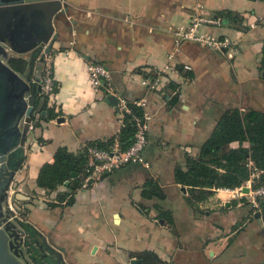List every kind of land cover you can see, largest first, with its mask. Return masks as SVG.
I'll list each match as a JSON object with an SVG mask.
<instances>
[{
  "label": "crops",
  "instance_id": "0c3cea01",
  "mask_svg": "<svg viewBox=\"0 0 264 264\" xmlns=\"http://www.w3.org/2000/svg\"><path fill=\"white\" fill-rule=\"evenodd\" d=\"M60 1L64 11L53 18L47 43L32 44L27 30L19 41L29 45L14 51L27 61L21 75L31 83L36 58L49 48L55 87L46 103L56 116L44 119L41 110L42 117L21 122L26 134L8 210L64 264H138L143 252L162 264H264V203L253 210L239 191L247 192L250 179L235 189H207L200 199L175 179L177 168L186 170L188 159L199 157L223 112L264 114V0ZM195 15L221 16V25H202L200 32L227 44L211 49L179 40L175 33ZM90 64L106 74L97 87ZM167 65L163 88L149 90L145 71ZM122 102L144 108L147 165L101 174L69 204L57 201L58 193H70L67 186L39 188L38 172L59 148L77 153L86 143L116 137ZM148 181L161 197L143 194Z\"/></svg>",
  "mask_w": 264,
  "mask_h": 264
},
{
  "label": "trees",
  "instance_id": "16d2710c",
  "mask_svg": "<svg viewBox=\"0 0 264 264\" xmlns=\"http://www.w3.org/2000/svg\"><path fill=\"white\" fill-rule=\"evenodd\" d=\"M7 62L20 74L27 66V61L20 57H11ZM34 99L35 107L41 103L40 111L45 110L44 119L56 116L52 109L47 107V98L37 93ZM126 106L130 112L123 113L122 125L116 137L106 142L86 143L77 153L59 148L53 161L40 168L36 185L48 193L57 190L62 184L67 186L70 193H58L57 201L71 203L74 192L92 172L88 166L89 148L109 149L117 140L119 150L125 151L132 144L137 130L136 122L141 123L144 119V108L130 102H126ZM231 143H236V146L228 147ZM256 171L261 173L253 187L264 184V114L255 110L232 108L223 112L216 128L203 143L199 157H190L186 170L176 169L175 179L189 187L190 198L200 199L209 194L207 189L210 188H239L243 182L252 178ZM143 194L147 197L162 196L153 181H148ZM138 264L162 262L154 254L143 252L138 255Z\"/></svg>",
  "mask_w": 264,
  "mask_h": 264
},
{
  "label": "water",
  "instance_id": "95a60500",
  "mask_svg": "<svg viewBox=\"0 0 264 264\" xmlns=\"http://www.w3.org/2000/svg\"><path fill=\"white\" fill-rule=\"evenodd\" d=\"M63 11L60 0H0V13L8 12L10 19L28 17L36 24L35 28L26 27L25 31H32V44L38 43L41 47L53 33V18ZM11 49H14L11 40L0 36V264H64L59 253L41 243L33 233H27L25 223L13 219L7 208L9 184L22 160L15 157L25 140L21 122L31 121L34 96L40 91L37 82L30 83V79L9 66L8 59L14 57ZM38 50H34L32 60L37 57ZM109 99L116 102L114 97ZM135 263L133 259L131 264Z\"/></svg>",
  "mask_w": 264,
  "mask_h": 264
},
{
  "label": "built area",
  "instance_id": "2783aa9c",
  "mask_svg": "<svg viewBox=\"0 0 264 264\" xmlns=\"http://www.w3.org/2000/svg\"><path fill=\"white\" fill-rule=\"evenodd\" d=\"M223 18L218 15L201 16L195 15L191 18L188 26L182 30H178L175 34L179 40H187L197 42L201 45L208 46L211 49H218L224 46L225 40L217 39L209 34H202L200 32V27L202 25H221ZM37 64V73L34 76L35 82L40 85L39 95L44 96L47 100H51L54 94V77L52 70V58L51 55L43 52L41 53ZM90 77L93 85L96 87L101 85V79H105L106 74L104 70L94 64H90ZM171 67L168 65L161 71L158 70H148L145 71L146 75L144 79V84L149 90H160L163 88V77H165V72L170 70ZM42 100V98H40ZM140 105V104H137ZM119 121L122 125L123 113L130 112L127 108L126 103H120L118 108ZM41 115L40 106L34 107L32 113L33 119H38ZM137 130L134 135V140L130 147L125 151L119 150L118 141L116 140L114 144L109 149L100 150L96 147H91L88 149V166L91 167V174L85 179L82 187L90 185L99 175L104 173H109L113 169L129 164V163H143L147 165L143 157L144 146L147 141L146 126L139 122H136ZM261 171H256L253 177L250 178L251 185L247 187V192L240 193L246 198L247 202L250 204L253 210H258L260 205L264 202V184L253 187L260 176ZM91 180V182H87Z\"/></svg>",
  "mask_w": 264,
  "mask_h": 264
},
{
  "label": "flooded vegetation",
  "instance_id": "af4514ba",
  "mask_svg": "<svg viewBox=\"0 0 264 264\" xmlns=\"http://www.w3.org/2000/svg\"><path fill=\"white\" fill-rule=\"evenodd\" d=\"M31 22L28 17L26 19H10L8 12L0 13V36L10 39L12 45L16 47H26L29 45L28 42H21L19 40L25 35L26 27L28 29L35 28L36 24H32Z\"/></svg>",
  "mask_w": 264,
  "mask_h": 264
},
{
  "label": "rangeland",
  "instance_id": "374dc122",
  "mask_svg": "<svg viewBox=\"0 0 264 264\" xmlns=\"http://www.w3.org/2000/svg\"><path fill=\"white\" fill-rule=\"evenodd\" d=\"M13 47H14V50H13V49L10 50V53H11L12 56H14L15 54H18V53H15L14 51H16V52L19 51L18 47L14 46V45H13ZM14 53H15V54H14ZM14 57H15V56H14ZM22 76H23V75H22ZM11 214H12L11 217H12L13 219H17V218L15 217V215H14L13 212H11Z\"/></svg>",
  "mask_w": 264,
  "mask_h": 264
}]
</instances>
